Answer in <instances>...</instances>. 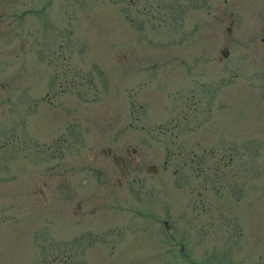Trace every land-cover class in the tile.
Wrapping results in <instances>:
<instances>
[{
  "label": "rangeland",
  "instance_id": "rangeland-1",
  "mask_svg": "<svg viewBox=\"0 0 264 264\" xmlns=\"http://www.w3.org/2000/svg\"><path fill=\"white\" fill-rule=\"evenodd\" d=\"M0 264H264V0H0Z\"/></svg>",
  "mask_w": 264,
  "mask_h": 264
},
{
  "label": "flooded vegetation",
  "instance_id": "flooded-vegetation-1",
  "mask_svg": "<svg viewBox=\"0 0 264 264\" xmlns=\"http://www.w3.org/2000/svg\"><path fill=\"white\" fill-rule=\"evenodd\" d=\"M230 25V24H229ZM229 29V27L227 28ZM229 31L227 32V34L224 36L223 38V43H224V48L226 46V43L228 42L229 39ZM263 38H260V40L262 41ZM227 50H225V54L224 57L226 56ZM253 66V65H252ZM255 68H249L247 71V75L251 76L253 74H255ZM254 69V70H251ZM258 70V69H257ZM259 70H263L259 69ZM242 70H239V66L237 67V71H233V75L234 77L232 79H230L229 77L227 78V81L225 82L226 84H230L231 80L233 81V88L235 86H238V89L240 88L241 82L240 80H236V77H239L240 79H242ZM258 74H263V72H259ZM223 82V81H222ZM194 86L199 89V90H203V86H204V82L203 81H198L196 83H194ZM201 87V88H200ZM194 87L191 86V89H193ZM193 95V92L192 94ZM190 105L191 111L195 116V123L194 124H189V128L191 129V132L196 133L195 129L198 128L205 120V108H204V104L199 106L198 103L192 99L190 101V103L188 104V106ZM198 116H200V118H198ZM20 122H23V120H20ZM203 133V132H201ZM237 140L236 142H233V147L235 149L240 148L241 145V141L240 139H238L237 137H234ZM8 140H4V143H7ZM189 149L187 150V156L186 159H183V162H188L189 165V169L190 172L192 173L193 177L196 178H200V183L201 186L203 188H207L209 187V182H210V178H211V172L210 170H213V166L216 167L217 172L216 171V175L218 178V185L221 187V185L226 184L227 182V172L226 169H228L230 166H234V174L236 176V173L239 174L240 171V167H241V155L239 152H237L236 150H228L226 153H222L221 156L217 159V161L214 163V165L211 167L209 165V157H210V150H209V146H208V142L205 140H189ZM200 149V150H199ZM110 147L109 146H105L103 148H101L102 152L108 153L110 152ZM131 151H134V148L132 147L130 149ZM126 154H129L130 151L128 148H125ZM179 153V151H176V155ZM138 156V154L136 155ZM112 160L114 163H116V167L117 170L119 172V175L124 178L127 174H128V170H127V166L125 163L124 158L120 155L117 154L115 152L112 153ZM118 163V165H117ZM150 164H148L146 167L148 170H150ZM119 166V167H118ZM119 181V180H118ZM237 179H234V183L232 185V191H233V196L237 195ZM42 185H45V182H41ZM194 187V185H193ZM195 189V194L197 193L198 195H200L201 197V192L198 188H193Z\"/></svg>",
  "mask_w": 264,
  "mask_h": 264
},
{
  "label": "water",
  "instance_id": "water-1",
  "mask_svg": "<svg viewBox=\"0 0 264 264\" xmlns=\"http://www.w3.org/2000/svg\"><path fill=\"white\" fill-rule=\"evenodd\" d=\"M117 165H118V163H117ZM149 166H150V170H151L152 172H156L157 168H156V166H155L154 164H150ZM118 167H119V166H118Z\"/></svg>",
  "mask_w": 264,
  "mask_h": 264
}]
</instances>
